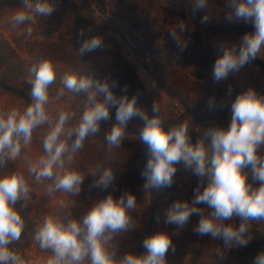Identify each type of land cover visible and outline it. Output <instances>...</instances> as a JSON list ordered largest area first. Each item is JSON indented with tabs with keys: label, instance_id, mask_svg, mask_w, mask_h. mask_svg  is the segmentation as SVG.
Here are the masks:
<instances>
[{
	"label": "clouds",
	"instance_id": "clouds-1",
	"mask_svg": "<svg viewBox=\"0 0 264 264\" xmlns=\"http://www.w3.org/2000/svg\"><path fill=\"white\" fill-rule=\"evenodd\" d=\"M26 6L38 16H49L54 11L47 0H36L34 5L26 0ZM206 6L207 0H196V9ZM228 7L232 9L226 16L229 22L234 19L251 22L255 31L245 33L238 45L222 46V55L216 59L212 72L216 82L225 81L230 74L239 72L254 61L264 47V0H228ZM33 18V15L20 11L13 20L15 23H24ZM207 19V16L202 17L201 23H206ZM172 35L175 38V33ZM102 46L100 38L92 37L83 42L80 51L82 54L89 53ZM32 72L35 75L31 93L34 103L23 112L13 109L6 117L0 115V164L4 163L6 157L18 156L21 138L28 144L33 129L48 119L44 105L49 100L48 87L55 80L54 67L45 60L34 66ZM63 84L74 92L93 87L91 80L72 74L65 75ZM96 90L103 94V100L96 101L94 94L89 96L90 106L85 109L78 127L73 130L75 141L72 152L83 146L86 137L100 131L102 121L110 119L109 106L116 108L117 122L105 136L110 146H119L125 126L131 119L138 117L144 122L140 138L147 145L149 153L142 171V176L146 178L145 188L171 187L177 171L175 165L179 163L191 169L195 176L207 177L209 180L203 191L197 187L191 202H174L165 213V223L183 227L192 215H201L194 228L196 234L220 238L229 247L246 246L248 240L245 237L249 231L247 221L264 218V158L257 155L258 147L264 144V97L251 88L236 96L231 104L232 117L228 128L207 133L213 149V156L209 160L202 142L195 145L189 142L187 124L165 131L158 117L149 118L137 107L135 96L131 99L126 95L114 96L107 83L97 82ZM228 93L231 94V88ZM208 105L211 109L214 101L210 99ZM153 111H156L155 106ZM67 119L68 114L61 113L55 127L45 137L43 147L47 156L42 157L39 165H33L31 169L37 178L51 179L54 166H63L62 156L69 152V147L59 137ZM246 166H251L254 180L260 182L258 188H253L247 182V175L241 171ZM113 179L111 170L106 169L93 186L106 189ZM82 182L83 177L78 172L65 171L62 175H56L54 190L78 193ZM28 192L22 175L14 173L0 178V264H25L9 245L21 237L24 220L14 206L21 198H27ZM200 204H206L212 210L210 215L203 216L200 213L197 207ZM135 205L136 199L132 194L125 193L118 200L109 195L95 204L82 221L71 220L64 224L55 217H46L35 238L42 249L52 250L53 255L47 264H85L86 260L90 264H166L165 257L172 247V241L164 232L143 241L145 255L126 254L119 260L114 259L115 251L110 250L109 241L112 234L129 228L128 211ZM233 216L241 218L238 227L223 223ZM252 264H264V252L257 254Z\"/></svg>",
	"mask_w": 264,
	"mask_h": 264
},
{
	"label": "rangeland",
	"instance_id": "rangeland-1",
	"mask_svg": "<svg viewBox=\"0 0 264 264\" xmlns=\"http://www.w3.org/2000/svg\"><path fill=\"white\" fill-rule=\"evenodd\" d=\"M187 1L196 3V0ZM30 2L34 5L36 0H30ZM47 2L54 7V11L49 16H38L26 6V0H0V38L10 43L19 60L25 65L37 66L47 60L52 63L55 71V80L49 85L51 89L48 88L49 100L44 105L47 121L51 124L43 123L34 128L28 144H25L21 138L20 154L15 158L6 157L4 163L0 164V178L14 173L22 175L29 188L27 198H21L14 206L24 220V228L19 241L13 242L9 247L25 261V264H47V260L53 255L52 250L42 249L35 238L36 232L46 217H55L64 224L71 220L82 221L90 209L107 196L111 195L114 200H118L123 194L132 193L135 196L136 205L128 211L129 228L126 231L112 234V239L109 241L110 250L123 253V256L136 253L142 256L146 254L143 241L157 233L164 232L172 241V247L165 257L166 264H252L253 258L260 252H264V218L247 221L249 231L245 238L248 243L244 247H229L220 238L196 234L194 228L201 215H192L183 227L165 223V213L174 202L184 200L191 202L197 187L203 191L209 182L207 177L195 176L191 169L185 168L183 163L175 165L177 171L171 187L145 188L146 178H137L134 183L113 181L106 189L93 186L98 180L95 173L104 172L107 168L133 167L138 170L143 168L146 164V156L141 138H136L129 144L132 146L128 152L117 153L116 157L93 148L92 144L86 145L81 155L72 156L69 151L62 156L63 166H54V175L51 179L37 178L36 173L31 169L33 165H39L42 157L47 156L43 147L47 136V125L54 128L59 115L67 113L68 119L64 124L65 127L69 119L74 116L67 103L71 96L67 95L63 99L58 94V87L61 86L59 83L64 80L65 75L69 74L72 66L82 64L76 52L71 51L73 45H76V33H67L71 30L69 23L58 21L59 17L62 13L69 16L68 11L70 10L66 11V9L70 3H73L77 9L82 11L84 17L99 25L102 31L106 29L104 26H108L114 31L112 34L115 33V37L120 34L128 38L131 30L127 25L120 23L119 19L125 13L123 8L135 3L133 0H47ZM204 9L209 12L214 22L228 21L226 16L232 12V9L228 7V0H207V6ZM20 11L29 13L34 18L24 23H15L13 17ZM149 16L159 28V31L152 34L155 39L161 38L162 34V38L170 40L173 37L172 34L175 33V37L183 41L182 46L193 44L204 52H210L214 57L222 55V46L238 45L240 41V38L234 36L224 39L219 36L205 35L203 23L200 21L181 19L167 13L151 12ZM235 21L251 23L235 19L231 22ZM181 27L185 30L187 39L176 33ZM75 48L81 47L76 45ZM257 58L264 60V47L258 53ZM137 60L146 64L149 69L163 68L161 73L164 72L162 71L165 69L164 64L155 55L146 54L140 50H135V55L129 58L130 66L136 71L141 82L142 78H145L158 86ZM165 72L168 73L166 80L170 86L174 84L172 86L174 90L190 98L191 103L201 105L203 112L209 108L210 99L214 101L213 109L226 107L231 109L236 96L249 88L264 97V75H261L250 64L240 69L239 72L230 74L227 80L221 82L214 81L213 68L207 66L190 73L173 72V70ZM34 78L31 80L33 81ZM229 88H231L230 95ZM169 97L175 108H170L171 122L166 124L162 120L165 131L187 124L188 134L210 141L204 127L195 120L193 114L182 107L177 97ZM150 99L153 102L151 97ZM153 104L160 115L158 107L154 102ZM13 109L21 112V103L0 91V115L6 117ZM257 155L264 158V144L258 147ZM207 156L210 160L211 156L208 153ZM69 170L76 171L83 177L80 191L69 193L54 190L56 175H62ZM241 171L247 175V182L253 188L260 186V182L253 178L251 166H246ZM50 188L53 190L50 191ZM197 207L203 216L210 215L212 211L206 204H200ZM241 222L238 216L223 221L225 225L233 227H238ZM85 264H90V261L86 260Z\"/></svg>",
	"mask_w": 264,
	"mask_h": 264
},
{
	"label": "trees",
	"instance_id": "trees-1",
	"mask_svg": "<svg viewBox=\"0 0 264 264\" xmlns=\"http://www.w3.org/2000/svg\"><path fill=\"white\" fill-rule=\"evenodd\" d=\"M135 3L132 6L123 8L125 13L119 22L127 25L131 32L128 38L118 34L116 37L112 34V28L108 26L105 31H102L101 27L94 23L91 19L82 15V11L70 3L67 7L69 16L61 14L58 21L69 23V30L67 33H76V45L80 46L86 39L92 37H98L103 41V46L95 51L87 53H81L80 48H75L73 45L72 52L80 57L82 61L81 65L72 66V70L69 74L75 75L78 78L89 79L93 82V87L86 91L74 92L68 90L63 81L59 84V95L65 99L67 95L71 97L68 99V105L70 111L74 114L69 119L68 124L64 127L63 132L59 139L64 141L71 152L72 156L81 155L84 148L88 144H92L93 148L106 152L107 155L116 157L115 154L120 152H128L131 142L140 138V133L144 127V122L140 119L133 118L125 126L124 136L119 146H110L106 140V134L115 125L116 108L109 106L110 119L108 121H102L100 124V131L95 135H89L85 138L83 146L72 152V145L75 141V132L73 131L78 127L83 112L90 106L89 96L95 95L96 101L103 100V94L97 92L96 84L107 83L114 96H127L129 99L132 97L137 98V107L144 112L149 118L153 116L162 119L156 110L153 111L154 104L149 97V93L141 80L138 78L136 71L130 66L129 58L135 55V50L143 51L146 54L155 55L159 61L164 64L163 68L149 69L142 61L137 60L142 69L149 72L159 88L169 96L177 97L182 107L190 111L195 120L204 127L206 135L208 132L214 129H227L230 125L232 111L228 107L213 109L208 108L206 112H203L201 105L194 102L191 103L190 98L183 96V94L174 90L166 80L165 71L173 70L179 73H190L197 71L200 68L214 67V63L218 57H214L207 52H204L199 47L193 44H187L182 46L183 41L178 38H171L167 40L162 38V34L158 39L153 37V33L159 31L157 23L150 19L149 14L167 13L173 16H177L181 19L190 21H200L201 18L207 16V22L203 23V31L205 35L219 36L226 39L228 36H234L241 38L245 33H252L255 31L254 26L251 23L241 22H214L210 17L209 12L203 9H196L195 3L187 0H133ZM70 15L74 17L71 18ZM117 18V17H116ZM67 22V23H66ZM103 27V28H104ZM83 32V35H81ZM181 37L187 39L185 30L181 27L176 31ZM180 38V37H179ZM252 67H255L257 71L264 75V60L256 58L249 63ZM34 65L27 66L19 58L10 45L9 42L0 38V91L7 96L17 99L21 103L23 112L29 105L34 103L32 97V80L35 77L32 72ZM68 75V74H67ZM49 89L50 86L48 87ZM126 88V91H125ZM62 93V94H61ZM53 105V104H51ZM47 107V106H45ZM46 124H51L50 121H46ZM46 127V135L53 129V127ZM55 127V125H54ZM165 129V128H164ZM69 133H72L69 135ZM189 142L195 145L197 142H202L206 149V152L212 157L213 149L211 147V141L200 139L196 136L188 134ZM144 144V143H143ZM144 151L146 156V163L149 158L147 145L144 144ZM146 165V164H145ZM145 167V166H144ZM143 168L140 170L133 167L127 169L107 168L111 170L113 174V181H127L134 183L137 178H145L142 176ZM103 172H96V179H99ZM94 176V175H93Z\"/></svg>",
	"mask_w": 264,
	"mask_h": 264
},
{
	"label": "crops",
	"instance_id": "crops-1",
	"mask_svg": "<svg viewBox=\"0 0 264 264\" xmlns=\"http://www.w3.org/2000/svg\"><path fill=\"white\" fill-rule=\"evenodd\" d=\"M142 82L145 85L146 89L148 90V92L150 94V97L152 98L153 102L158 107L160 115L162 117V120L166 124L169 121L171 122V114H170L171 110H170V108H175V106L173 107L174 103L172 102L171 98L168 95L164 94L158 88V86H156L154 83H151V81H148L147 79H145V78L143 79L142 78ZM133 255H138V254L136 253V254H133ZM122 257H123V253H119V252L115 251L114 259L119 260Z\"/></svg>",
	"mask_w": 264,
	"mask_h": 264
}]
</instances>
